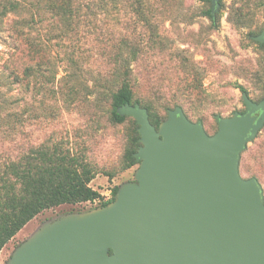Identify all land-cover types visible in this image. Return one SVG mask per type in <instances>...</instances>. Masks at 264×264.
<instances>
[{"label": "rangeland", "instance_id": "obj_1", "mask_svg": "<svg viewBox=\"0 0 264 264\" xmlns=\"http://www.w3.org/2000/svg\"><path fill=\"white\" fill-rule=\"evenodd\" d=\"M210 11L211 0H0V172L69 139L95 167V190L135 183L140 163L125 169L124 155L139 126L130 117L110 122L125 82L133 104L150 105L163 122L180 106L210 136L217 115L245 113L244 93L264 100V45L254 39L264 31V0H219L215 21ZM240 173L264 192V125ZM103 205L98 198L40 213L0 264L43 230Z\"/></svg>", "mask_w": 264, "mask_h": 264}, {"label": "water", "instance_id": "obj_2", "mask_svg": "<svg viewBox=\"0 0 264 264\" xmlns=\"http://www.w3.org/2000/svg\"><path fill=\"white\" fill-rule=\"evenodd\" d=\"M254 39L264 44V31ZM243 101L245 113L216 116L213 136L180 106L159 128L141 105L122 106L139 125L136 182L110 205L43 230L9 264H264L263 188L240 173L264 100Z\"/></svg>", "mask_w": 264, "mask_h": 264}, {"label": "trees", "instance_id": "obj_3", "mask_svg": "<svg viewBox=\"0 0 264 264\" xmlns=\"http://www.w3.org/2000/svg\"><path fill=\"white\" fill-rule=\"evenodd\" d=\"M209 16L215 21L212 11ZM133 97V88L127 82L113 94L112 124H121L128 119L119 114V109L126 104L135 105ZM142 107L149 111L152 124L159 128L163 120L152 111L150 105ZM138 129L134 128L124 155L125 169L138 164L134 156L142 145ZM75 146L67 139L52 148L41 147L21 162L9 164L4 172H0V252L40 213L101 197L100 192L91 186L97 173L95 167L88 160L85 150H76ZM118 191L119 188H116L115 198ZM108 205L104 204L103 207Z\"/></svg>", "mask_w": 264, "mask_h": 264}, {"label": "built area", "instance_id": "obj_4", "mask_svg": "<svg viewBox=\"0 0 264 264\" xmlns=\"http://www.w3.org/2000/svg\"><path fill=\"white\" fill-rule=\"evenodd\" d=\"M99 192L101 194V197H99V201L102 202L103 204H111L114 201L115 196L112 189H107L102 192L101 191Z\"/></svg>", "mask_w": 264, "mask_h": 264}, {"label": "flooded vegetation", "instance_id": "obj_5", "mask_svg": "<svg viewBox=\"0 0 264 264\" xmlns=\"http://www.w3.org/2000/svg\"><path fill=\"white\" fill-rule=\"evenodd\" d=\"M212 1V0H211ZM213 5V4H212Z\"/></svg>", "mask_w": 264, "mask_h": 264}]
</instances>
